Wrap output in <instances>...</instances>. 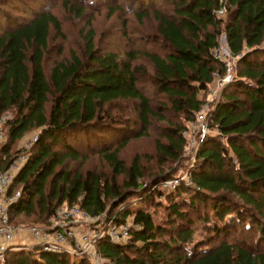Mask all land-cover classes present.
I'll use <instances>...</instances> for the list:
<instances>
[{
	"label": "trees",
	"instance_id": "1",
	"mask_svg": "<svg viewBox=\"0 0 264 264\" xmlns=\"http://www.w3.org/2000/svg\"><path fill=\"white\" fill-rule=\"evenodd\" d=\"M7 1L0 0V118L5 130L0 168L27 153L8 190L19 186L20 192L7 208L9 222L14 225L19 218L25 225L46 226L57 207L78 205L91 216L106 213L118 222H132L127 241H98L106 264H264V252L228 240L240 228L264 240V0H128L129 11L138 6L132 10L138 22L150 16L156 21L151 38L159 48L140 47L121 57L97 50L94 30L88 29L82 33L83 56L71 53L49 68V36L51 30L60 32L59 19L42 2L37 9L26 7L31 17L20 24L5 14L1 5ZM63 5L82 16L83 6L69 0ZM221 7L225 11L218 14ZM222 34L238 58L234 77L211 104L210 132L188 166L183 132L205 102L214 74L225 72L212 55ZM140 56L151 63L150 74L135 64ZM141 81L162 98L152 100ZM119 102L132 104L139 130L127 123L118 126L108 109ZM5 112L11 116L4 118ZM167 112L173 121L165 119ZM152 120L168 124L162 140H155L157 167L183 160L188 166L189 182L181 180L174 190L160 184L176 178V168L156 170L146 180L142 158L134 156L127 165L120 157L129 139L147 134ZM33 130L32 146L20 149L19 141ZM95 152L108 174L81 169L87 154ZM161 196L166 222L156 224L142 205H159ZM134 198L141 207L133 208L129 201ZM198 222L212 232L204 244L194 241ZM0 264L92 263L33 246L7 248Z\"/></svg>",
	"mask_w": 264,
	"mask_h": 264
},
{
	"label": "rangeland",
	"instance_id": "2",
	"mask_svg": "<svg viewBox=\"0 0 264 264\" xmlns=\"http://www.w3.org/2000/svg\"><path fill=\"white\" fill-rule=\"evenodd\" d=\"M8 0L5 5H1L5 14L8 17H12L20 24L25 23L31 17L29 13L25 10L29 5L35 7L43 2V6L45 10L50 11L53 15L59 19L60 22V32L56 33L51 30V34L49 36L48 50L46 53L45 64H47L48 68L51 67L54 62L60 61L62 59H66L70 57L71 53H75L79 56H83L84 52V41H83V31L88 29L94 30V45L97 50L102 51H114L118 53L121 57L127 51L140 49V47L145 48L146 50H152L158 47V40L152 39L151 37L156 33V21L152 16L143 18L141 22L135 18L132 10H137L138 6L135 5L131 11H129L125 4L128 0H69L71 3H76L79 6L84 7V11L82 12V16H78L77 14L70 12L63 5V0ZM25 1V2H24ZM26 3V4H25ZM112 7H118L117 9L109 13V9ZM38 11H40L38 9ZM226 16H223L225 18ZM17 22V23H18ZM145 43L142 42L143 39ZM156 41H158L156 44ZM151 44L148 45L147 43ZM220 48L224 53H229V50L226 47L225 36L222 34L220 36ZM156 44V45H155ZM159 48V47H158ZM238 60V59H237ZM237 60H235L233 66L236 65ZM135 64L143 65L146 69L147 74L152 72V65L145 57L140 56L135 60ZM216 77L209 83L206 94L204 96V100H208L210 105L215 101L220 99V95L222 93V89L228 84L220 85ZM141 87L144 89L146 93H148L152 100H159L162 98L161 95L152 92L151 89L141 81ZM117 106V107H116ZM111 114L117 118L118 126L125 125L126 123L131 126L134 130H139L140 125L137 122L136 114L132 109V104H124V103H116L112 104L110 107ZM4 118H9L10 113L5 112L3 114ZM165 119L173 121V113L167 112L165 113ZM179 117V116H178ZM168 126L166 121H151V126L147 130V134L143 137L139 138H131L127 142V145L121 150L120 157L124 160V162L128 165L134 158V156H138L142 158L143 168H144V179H148L154 174L156 170H165L168 167L176 168V177L183 178V175L186 173L188 166H190L192 161V150L187 146L185 149V153L191 156L190 161L188 162V166L186 161L176 162L175 164L169 166L166 164L164 166H160L159 168L156 165L157 157L155 152L156 141L162 140V135L165 132L164 128ZM37 133L36 130L30 131V133L26 134L18 143L20 149H25V143L31 136ZM190 137H187V140ZM189 144V140H188ZM88 153V152H87ZM185 154V155H186ZM72 167H78V163H70ZM82 170L86 169H97L101 170L108 174L109 168L107 164L101 159L100 155L95 153L87 154V160L83 163ZM122 178H119L121 181ZM143 179V180H144ZM19 189V186L14 188L13 192ZM161 204L156 205L155 203L149 204L145 203L142 206L147 208L152 213L153 221L156 224H162L166 222V212H165V203L166 199L164 196L159 198ZM133 208L141 207L138 203H136V199H130L129 201ZM65 205V204H64ZM63 205V206H64ZM130 220V219H129ZM14 226H29L22 224L21 219L13 220ZM38 225V224H34ZM45 226V225H39ZM241 229V228H240ZM238 229L233 237H230L229 241L238 242L239 244H245L250 251L254 253L264 252V240L258 239V234L254 235L251 233H245L244 230L240 232ZM212 237L211 230H206L201 223H196L195 232H194V241L201 242L200 244L206 243L205 240ZM218 241V240H217ZM242 241V242H240ZM208 246V245H205Z\"/></svg>",
	"mask_w": 264,
	"mask_h": 264
},
{
	"label": "built area",
	"instance_id": "3",
	"mask_svg": "<svg viewBox=\"0 0 264 264\" xmlns=\"http://www.w3.org/2000/svg\"><path fill=\"white\" fill-rule=\"evenodd\" d=\"M224 7L219 8L218 14L224 13ZM213 57L225 66L223 74L215 73L221 87L229 83L233 77V66L238 58L229 53H224L221 48L213 50ZM210 102L206 100L200 109L194 112V118L189 123L188 129L183 132L187 138V145L192 150V161L202 138L210 132L208 113L211 109ZM5 130L3 119L0 118V143L4 141ZM37 134L33 135L25 143V149H29L36 140ZM27 153L22 152L15 156L12 162L4 169L0 168V259L7 248H33L42 252L64 253L72 260L88 259L92 264H106V259L97 249V243L101 238L111 242L122 243L128 240L131 220L116 221L113 216L100 213L96 216L89 215L78 205H64L57 207L54 215L49 219L46 226L29 225L14 226L9 222L8 206L20 196L19 189L8 194L15 174L27 162ZM1 163V162H0ZM181 180L189 182L188 172L183 178H170L163 180L160 188L174 190ZM141 229V226H136Z\"/></svg>",
	"mask_w": 264,
	"mask_h": 264
}]
</instances>
